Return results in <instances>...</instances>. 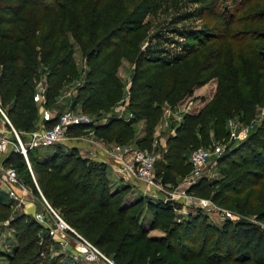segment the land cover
Listing matches in <instances>:
<instances>
[{
	"label": "trees",
	"instance_id": "obj_1",
	"mask_svg": "<svg viewBox=\"0 0 264 264\" xmlns=\"http://www.w3.org/2000/svg\"><path fill=\"white\" fill-rule=\"evenodd\" d=\"M156 1L0 0V108L10 120L6 126L12 125L22 138L36 128L37 86L44 80L45 107L55 106L69 86L75 90L70 108L106 113V122L99 118L102 124H74L70 132L93 129L107 142L132 144L135 123L145 119L146 134L135 145L152 149L163 105L178 104L217 77L210 103L186 113L167 137L163 158L156 161L157 176L165 185L176 181L193 148L208 144L211 128L219 136L229 133V117L249 122L264 104V0H198L211 18L208 28L199 31V45L174 58L149 54L141 44L149 30L147 10ZM73 42L84 57L82 70ZM124 59L133 66L126 86L118 75ZM119 106L125 113L118 114ZM128 112L133 116L126 119ZM238 143L217 158L233 176L221 183L199 179L189 192L226 205L232 200L227 193L262 184L264 118ZM28 159L35 182L22 152L12 151L5 164L19 160L34 190L38 192L37 183L51 206L117 264H264V184L258 196L251 192L236 203L237 212L255 214L261 223L227 219L217 226L189 207L178 220V200H133L130 185L111 190L107 164L82 156L75 147L37 146L28 150ZM4 195L0 190V210L9 218ZM144 212L151 217L150 228L162 235H151L144 227ZM11 220L16 246L9 264L57 262L40 253L48 242L39 244L44 230L39 222L26 214Z\"/></svg>",
	"mask_w": 264,
	"mask_h": 264
},
{
	"label": "rangeland",
	"instance_id": "obj_2",
	"mask_svg": "<svg viewBox=\"0 0 264 264\" xmlns=\"http://www.w3.org/2000/svg\"><path fill=\"white\" fill-rule=\"evenodd\" d=\"M210 19L211 18L208 17L205 11L202 10L201 4L200 2H198V0H157L156 3H154L151 7L148 8L147 13H146L145 21L148 23L149 30L147 31V35L143 39V42L141 43L142 47L145 48L149 54H152L155 56L158 55L162 58L163 57L164 58H174L176 55L183 53V50L186 51L190 49L191 47H193V45L200 44L199 38L201 37H200L199 31L208 28V23L210 22ZM73 43H74V46H76L75 57L82 70V68L85 67L84 57L81 51L79 50V48L77 47L78 45L75 42ZM128 62L125 60V63L122 64L123 68L121 69V73L119 75L122 81H124L125 86L128 85V83L130 82L131 70L133 67L132 63L130 62L128 63ZM216 90H217V77H213L207 83H205L202 87L197 88V90L193 91L191 95H186L178 104L170 106L169 110H168L167 103L163 105V110H164L163 116L158 121V124L154 132L155 140L157 141L152 146L154 151L157 153V160H156L157 162L158 160H162L163 158V153H164V150L166 149V140H167L168 135L175 132L176 126L181 122L184 115L186 113L199 112L201 109L207 106V104H209L210 101L212 100ZM67 109H72V108L68 107L64 109L62 112H64ZM74 109H80V108H74ZM118 110H119V112L117 111L118 114L125 113L124 108L123 109L119 108ZM90 116L92 119L96 121L95 124H98L99 121L97 119L99 118L103 119L102 117H105L106 113L105 114L102 113L100 115L90 113ZM263 116H264V104H259L256 107L255 116L249 122H254L255 126H257L261 123L260 121L263 120L262 119L264 118ZM231 118L238 119L237 116H232ZM145 127H146L145 125L143 126L134 125L135 140L132 144H129V143H126V144L131 145V146H137L135 145L137 144L135 142L136 138L141 132H143L142 136L146 134L144 131ZM0 130L1 132H3L9 137L10 142H11L7 151L0 152V182H2V184L0 185V190H2L3 193H5L4 195L5 200H6L5 202L9 204L8 208H10L9 210H10V215H11L9 218H4L3 211L0 210V264H9L8 259H7L8 255L12 254L16 246L15 232L10 225L12 221L11 219H13L14 217L18 215H22V214L24 215L26 214L29 217L35 219V217L33 216L38 212L43 213V214L46 213V215H48L49 213L46 207L45 198L43 197L44 195L40 193L41 191L37 183L35 184H36V187L38 188V192H36V190H34V188L28 182V180L26 179V169L22 168V166L20 165V161L15 160L10 165L5 164L6 157L9 154H11L12 151H17V150L19 151L18 149L19 142L14 132L13 126L11 125V127H8V126L4 128L2 127L0 128ZM211 130H210L209 137H208L209 138L208 144L202 143L198 147H211L213 143H216V144L219 143L227 149L228 147L239 144V143H235L234 141L230 140L229 133L228 134L223 133L222 135L218 136V135H215V131L213 128H211ZM93 132H94L93 129H85V130L80 129L74 132L68 131V133L63 137V139L60 142L55 143L50 146L53 149L57 148L58 145L62 146L64 149H70V148L75 147L77 148V150L82 156L87 157L89 155H92L91 152L88 149H80L79 147L74 146L73 143L80 141L81 139H85V137H91L93 135ZM26 134L27 133H24L23 138L20 136V138L22 139L24 143L27 142L26 139H28ZM98 139L101 142L102 140L107 142L106 140L102 138L98 137ZM114 143H117V142L113 141V144ZM217 158L218 156L215 154H213L210 157L204 169V175L199 179H204L205 181H208L211 183L212 182L221 183L225 180L230 179L233 176V174L231 175L226 174V167L221 165L218 162ZM188 160L189 159L187 155V160L183 162V165L180 168L182 170L180 171H178V169L176 170L178 171L175 175L176 181L174 183H168L165 185L162 184L161 179L157 176V170L159 169L157 167L158 163H155L153 182H151V184L147 186V188H149L148 193H145L144 191L140 192L142 193V197H147L148 199L150 198L151 200H155L157 202L158 199H162V198L165 199L167 196H170V193L172 192L178 193V190L182 188L179 186L183 184L184 178L188 176L191 171ZM97 161H100V160H97ZM28 164H29V168L31 170L32 176H33V180L35 182L36 178H35V175L33 174V170L30 166V162ZM9 166H12L17 170L19 180L21 184L25 186L24 191H20L17 187L18 185L9 186L7 184L5 168ZM260 183L254 187L247 188L240 194L235 193V192L227 193L230 196H232V200L229 201L226 205H221V204H218V205L238 215L239 219L246 218L258 224L261 223L260 221H256L255 214H252V215L241 214L237 212V207H236L237 206L236 203H238L237 200L240 199L242 202L249 193L255 192L258 196L261 190H263L262 184H264V179L262 181V184ZM136 185L139 187L141 186L144 189V184L138 180H136ZM193 185L187 188L188 190L187 192H189V189ZM9 187H11L12 190L16 191V194L18 196L17 198L10 195ZM157 190L161 192V195L159 193L158 194L156 193L158 192ZM189 193H192V192H189ZM193 194H195L197 198H202L203 200H206V201L211 200L212 202H214L211 197L202 196L196 193H193ZM30 198L31 200L36 202V204L40 208V210L39 209L33 210V212L36 211L34 215L33 213L32 214L29 213L30 211L28 210L26 211V209H24L26 207L25 205H27L30 202ZM180 200L178 199V201ZM196 201L198 202L200 200L197 199ZM184 207L187 209L189 207L191 210H195V211L199 210L192 204L188 205V207L187 206H184ZM184 212H186V209L183 212H178V215H183ZM49 217H51L50 222L54 223V217L51 216L50 214H49ZM206 217H207V221L210 224H214L217 226H223V224L227 220V219L226 220H219V219L212 220L208 218V216ZM183 218L184 217H182V219ZM239 219L235 221H238ZM39 223L42 225L44 229L40 231V236L38 240L39 244L44 243L45 240L48 242L46 250L40 252L43 258H46V257L50 259L54 258L53 260L55 262L57 261L56 263L63 262L64 264H81V262H79L80 261L79 255H78L79 259H76L75 257H73L70 254V250L65 245L62 244L61 242L62 240L58 237H53L49 233L48 231L49 229L46 228V225L42 224L41 222ZM46 235H48L49 238H45ZM72 238L73 237L68 235L67 240L70 242V248L73 251L78 252L77 250H75L74 246H72V244H74V242L72 241ZM47 264H53V263L48 262Z\"/></svg>",
	"mask_w": 264,
	"mask_h": 264
},
{
	"label": "built area",
	"instance_id": "obj_3",
	"mask_svg": "<svg viewBox=\"0 0 264 264\" xmlns=\"http://www.w3.org/2000/svg\"><path fill=\"white\" fill-rule=\"evenodd\" d=\"M122 106V105H121ZM119 106L118 108H122ZM170 109V105L168 104V110ZM0 110L4 113V111L0 108ZM5 118L10 123V120L4 113ZM133 116L131 112H128L125 115L126 119H129ZM264 117V116H263ZM263 119V118H262ZM103 122H106V119H102ZM261 122V121H260ZM96 121L91 118L90 114L84 112L82 109H67L62 112L57 121L49 127H45L43 129L32 130L28 134L27 142H23L20 138L19 133L13 127L14 132L18 138L19 146L18 149L21 151L29 163L28 159V150L34 148L36 146L41 145H53L55 143L60 142L63 137L68 133L70 126L74 124H95ZM257 125V124H256ZM228 132L230 135V140L238 143L245 139L249 133L255 130L257 126H255L254 122H244L239 118H230L227 121ZM157 140L154 141L156 143ZM153 143V144H154ZM11 142L9 137L1 132L0 130V152H4L8 150ZM158 145V144H157ZM225 147L219 143H213L211 147H196L193 148L188 156L189 162L192 166L191 171L188 176L184 178L183 184L179 187H182L178 190V193L172 192L170 196H167L165 199H174L180 200L182 205H194L197 209L201 210L208 218L212 220H237L239 216L232 213L230 210L221 207L220 205L210 201L203 200L202 198H197L195 194L187 192V188L193 184H195L199 178L204 175V169L210 159V157L215 154L218 157L225 151ZM112 155L116 157H122L124 155L127 156V171L129 174L144 184L143 191L148 193L147 186L153 182V174L155 169V163L157 160V153L154 149L141 148L137 146H131L128 144H120L114 143L112 145ZM6 173V181L9 186H17L19 190L24 191L25 186L21 184L19 180V176L17 170L9 166L5 168ZM10 195L17 198V194L15 190H12L10 187ZM177 196V197H175ZM44 197V196H43ZM45 198V197H44ZM199 199L200 201H196ZM46 207L48 213L54 217V223L50 222L49 214L46 213H36L33 217H35L36 221L41 222L46 225V228L49 229V233L53 237H58L62 241V244L65 245L69 250L70 254L78 258L80 256L81 263L84 264H117L115 260L107 255L103 250H101L97 245L91 242L89 239L81 235L73 226H71L59 213L56 211L51 204L45 198ZM189 213L187 208H177V212ZM182 215L177 216L178 220L182 219ZM55 225V226H53ZM69 236L73 237L72 241L74 244L75 250L73 251L70 248V242L67 240Z\"/></svg>",
	"mask_w": 264,
	"mask_h": 264
},
{
	"label": "crops",
	"instance_id": "obj_4",
	"mask_svg": "<svg viewBox=\"0 0 264 264\" xmlns=\"http://www.w3.org/2000/svg\"><path fill=\"white\" fill-rule=\"evenodd\" d=\"M125 60L126 59L123 60L122 64L125 63ZM122 64L119 67L118 75H120L121 69L123 68ZM44 85H45V82H44V80H42L37 86L36 97H37V102H38V107H39V121H38V124L34 130L45 128L47 121H50V120L52 121L54 118H56L57 115H59L60 112H62L64 109L68 108L71 105L72 97L75 94V90L73 88H70L69 86H67L65 88L64 92L59 97L57 104L53 107L47 108V107H45V104H44L45 100H46L45 94H44ZM202 86H200V87H202ZM200 87H196L194 89V91ZM77 108L81 109L80 106H78ZM0 112L2 114V115H0V128H2V127L4 128V127H6V122H8V121L5 118L4 113L1 110H0ZM195 113H197V112H195ZM98 124H102V123H98ZM135 125H139V126L145 125V119L139 120L138 122L135 123ZM142 131H143V129H142ZM28 134L29 133L26 134L27 138H28ZM142 135H143V132H141L137 136V138H141ZM73 145L79 147L80 149H88L92 155H89L87 157H89L91 159L100 160V161L105 162L107 164V175H108V178L110 181L111 190L115 191L117 189L123 188L126 185H130L131 190H130L128 196L133 200L140 197V196L142 197V193H140V192H143V188L141 186L139 187L136 185L135 178H133L129 174V172L126 170L127 169L126 158L129 155H127V156L124 155L122 157L113 156L112 155L113 142H105L103 140L101 142L93 132V135L91 137H85V139H81L80 141L73 143ZM83 147H85V148H83ZM1 184H2V182H0V185ZM9 189H10V187H9ZM157 191L158 192H156V193L157 194L159 193L161 195V192L159 190H157ZM25 206L26 207L24 209H26V211L27 210L30 211L29 213H31V214L33 213V215L36 212V211L33 212L34 209L40 210V208L38 207L36 202L31 200V198H30V202ZM182 208H184V205H182ZM185 214H183L182 216L184 217ZM142 219H143L142 221L144 223V227L150 228L151 217L149 216V214L144 212ZM150 234L151 235H162V232L159 229L150 228Z\"/></svg>",
	"mask_w": 264,
	"mask_h": 264
},
{
	"label": "water",
	"instance_id": "obj_5",
	"mask_svg": "<svg viewBox=\"0 0 264 264\" xmlns=\"http://www.w3.org/2000/svg\"><path fill=\"white\" fill-rule=\"evenodd\" d=\"M168 200H174V199H168Z\"/></svg>",
	"mask_w": 264,
	"mask_h": 264
}]
</instances>
